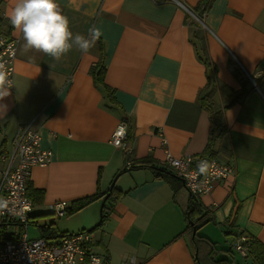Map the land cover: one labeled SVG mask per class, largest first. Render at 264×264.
<instances>
[{
    "label": "crops",
    "instance_id": "0c3cea01",
    "mask_svg": "<svg viewBox=\"0 0 264 264\" xmlns=\"http://www.w3.org/2000/svg\"><path fill=\"white\" fill-rule=\"evenodd\" d=\"M56 3L73 34L102 31L88 52L73 47L58 61L25 52L9 18L15 0L0 5L3 32L18 39L10 95L0 101L6 106L0 107V156L26 123L51 151L50 162L34 166L27 183L38 236L90 230L105 205L107 217L92 233L93 250L107 264L130 258L134 264H264V0ZM96 66L104 69L109 95L96 81ZM206 86H214L220 127L199 104ZM122 122L126 142L118 148L111 135ZM169 155H202L233 168L195 196L201 219H209L196 231L207 240L198 249L184 216L189 192L164 165ZM139 160L148 167L132 168ZM5 165L0 158V177ZM93 194L96 199L69 213ZM59 201L68 204L64 217L72 218L73 232L36 218ZM49 225L54 229L44 228ZM18 232L0 221L4 236ZM239 234L250 239L246 257L231 246Z\"/></svg>",
    "mask_w": 264,
    "mask_h": 264
},
{
    "label": "built area",
    "instance_id": "2783aa9c",
    "mask_svg": "<svg viewBox=\"0 0 264 264\" xmlns=\"http://www.w3.org/2000/svg\"><path fill=\"white\" fill-rule=\"evenodd\" d=\"M18 39L3 32L0 16V65L13 81L14 61ZM41 137L34 131L31 123L19 124L12 139L11 150L1 154L6 165L0 177V198L9 201V210L0 212V221L6 227L16 226L19 230L13 238L0 233V264H107V258L94 252V236L90 231L67 234L58 239L45 237L30 238L28 228L31 224L33 203L27 194V183L34 166H44L50 162L51 151L41 147ZM126 142V125L120 123L111 135V143L123 148ZM207 160L212 165L206 175L198 174L197 163ZM182 179L186 189L193 195L211 191L214 185L233 174V168L218 161L198 155L182 157L166 156L165 162ZM127 163L125 168H129ZM67 202H53L49 212L61 218L66 215ZM250 239L243 234L231 243L241 256L249 252ZM130 258L121 264H133Z\"/></svg>",
    "mask_w": 264,
    "mask_h": 264
},
{
    "label": "clouds",
    "instance_id": "9594fccd",
    "mask_svg": "<svg viewBox=\"0 0 264 264\" xmlns=\"http://www.w3.org/2000/svg\"><path fill=\"white\" fill-rule=\"evenodd\" d=\"M9 18L13 27L22 33L25 52L35 50L57 61L73 47L88 52L103 35L98 27L90 28L87 37L73 34L69 20L62 14L56 0H15ZM10 85L11 81L0 65V101L10 95ZM211 166L207 160L199 161L196 166L198 174L206 175ZM5 210H9V201L0 198V212Z\"/></svg>",
    "mask_w": 264,
    "mask_h": 264
},
{
    "label": "trees",
    "instance_id": "16d2710c",
    "mask_svg": "<svg viewBox=\"0 0 264 264\" xmlns=\"http://www.w3.org/2000/svg\"><path fill=\"white\" fill-rule=\"evenodd\" d=\"M1 4H2V0H0V5ZM192 11L197 13L193 8H192ZM197 14L200 17L202 15L199 12ZM97 67H99V66H96L95 68H97ZM94 76L96 78V81H98L104 87V90H108V95H109L110 94V90L104 84V80H103L104 69L99 67L97 69V72L94 74ZM213 94H214V86H212L211 88H208L206 86V88L203 89L200 92L198 100H199V104L201 105V107L203 109H205L209 113L210 119L212 120V122L214 124H216L218 127H220L221 120H222L221 109H220V105H217L215 102L212 101ZM208 145H209V143H208ZM208 145H207L206 149H209ZM202 154H205V153H202ZM148 163L149 162L147 160L135 161L133 163V167L132 168L148 167V165H149ZM165 166L172 173V170L170 168H168L167 165H165ZM158 170L163 171V172L166 171L165 169H161L159 167H158ZM96 197H97L96 194H93V195H89V196L83 197L82 199H79V200L75 201L76 204H75L74 207L70 208L69 213H73V212L81 209L82 207H84L85 205H87L88 203H90L91 201L96 199ZM105 201H106V198H105ZM68 209H69V207H68ZM68 209H67V211H68ZM104 211H105V205H104V208H102V212H101V215H100V219H99L98 225L94 226L89 231H93L94 229L99 227V225H101L104 222V220L107 217V215L104 213ZM201 214H202L201 213V206L199 204L198 199L195 196L189 194L187 205H186L185 210H184V216H185V219L187 221V227L190 228V230H191V234H192L191 235V244H192L193 248H196V249H198L200 244L207 243V240L204 237H202L201 235L196 234L197 229L200 226H202L203 224H205V223H207L209 221V219L202 220L201 219ZM44 228H48V230H53L54 229V227L52 225L44 226Z\"/></svg>",
    "mask_w": 264,
    "mask_h": 264
},
{
    "label": "rangeland",
    "instance_id": "374dc122",
    "mask_svg": "<svg viewBox=\"0 0 264 264\" xmlns=\"http://www.w3.org/2000/svg\"><path fill=\"white\" fill-rule=\"evenodd\" d=\"M190 11H192V10H190ZM126 133H127V131H126ZM2 145V144H1ZM0 145V146H1ZM199 156V155H198ZM182 157V156H181ZM178 158V157H177ZM214 159H216V158H214ZM219 161V160H218ZM164 165H167L166 163L164 164ZM168 166V165H167ZM168 168H170L169 166H168ZM171 169V168H170ZM174 173H175V171L173 170V169H171ZM173 173V174H174ZM174 175H176V176H178L176 173L174 174ZM179 177V176H178ZM180 178V177H179ZM184 184V183H183ZM184 188L186 189V187L184 186ZM187 190V189H186ZM188 191V190H187ZM189 192V191H188ZM189 194H191L190 192H189ZM191 195H193V194H191ZM193 196H198V195H193ZM67 209H68V205H67ZM46 210V212L44 213V214H41L40 216H37L36 218L40 221V222H43V221H47V220H53L55 223H56V225L58 226L59 225V227H60V229L61 230H63V231H67V232H73L75 229H74V227H75V225H74V223H72L71 222V219L69 218L70 216H66V217H61V218H58V217H56L54 214H52V213H48L47 212V209H45ZM48 211H49V207H48ZM66 214H67V212H66ZM82 231H89V230H80V231H77V232H75V233H78V232H82ZM90 232H92V231H90ZM70 234H72V233H70ZM28 235H29V237L31 238H36L37 236H38V227L37 226H35V225H33V224H30L29 225V229H28ZM65 235H67V234H65ZM62 236H64V235H62ZM62 236H60V237H62ZM38 237H43V236H38ZM46 238V237H45ZM134 259V258H133ZM135 262V261H134ZM134 264V263H133Z\"/></svg>",
    "mask_w": 264,
    "mask_h": 264
},
{
    "label": "bare ground",
    "instance_id": "6f19581e",
    "mask_svg": "<svg viewBox=\"0 0 264 264\" xmlns=\"http://www.w3.org/2000/svg\"><path fill=\"white\" fill-rule=\"evenodd\" d=\"M251 80H252V82H253V78H250Z\"/></svg>",
    "mask_w": 264,
    "mask_h": 264
},
{
    "label": "water",
    "instance_id": "95a60500",
    "mask_svg": "<svg viewBox=\"0 0 264 264\" xmlns=\"http://www.w3.org/2000/svg\"><path fill=\"white\" fill-rule=\"evenodd\" d=\"M176 176V175H175ZM177 178H179L178 176H176ZM181 179V178H180ZM182 180V179H181Z\"/></svg>",
    "mask_w": 264,
    "mask_h": 264
}]
</instances>
